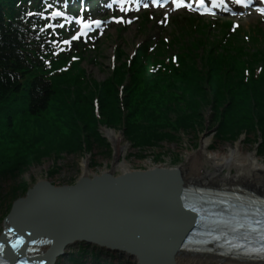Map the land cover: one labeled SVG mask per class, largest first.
Here are the masks:
<instances>
[{
  "label": "trees",
  "instance_id": "obj_1",
  "mask_svg": "<svg viewBox=\"0 0 264 264\" xmlns=\"http://www.w3.org/2000/svg\"><path fill=\"white\" fill-rule=\"evenodd\" d=\"M27 1L0 0V179L15 178L44 158L55 163L63 154L91 152L94 145L109 151L98 131L102 125L120 129L138 156H146V149L181 142L190 131L198 135L206 129L205 108L218 140L257 137V132L264 138L260 29L245 40L241 31L227 36L226 24L218 31L223 39L217 41L208 38L214 33L208 24L182 16V25L179 16L168 43L160 41V56L167 50L175 54L169 70L149 72L151 55L139 47L129 64L120 52L111 74L96 81L85 77L78 62L69 71L56 72L64 57L47 70L44 42L39 33L31 37L19 17ZM172 161L178 162V156ZM27 188L25 183L17 186L13 199ZM78 247L80 255H68L71 263L79 262L88 248Z\"/></svg>",
  "mask_w": 264,
  "mask_h": 264
},
{
  "label": "water",
  "instance_id": "obj_2",
  "mask_svg": "<svg viewBox=\"0 0 264 264\" xmlns=\"http://www.w3.org/2000/svg\"><path fill=\"white\" fill-rule=\"evenodd\" d=\"M190 195L181 166L105 171L63 186L36 182L3 220L0 256L8 239L19 242V256L38 253L33 264H53L66 246L83 242L137 264H180L194 221L183 202Z\"/></svg>",
  "mask_w": 264,
  "mask_h": 264
},
{
  "label": "rangeland",
  "instance_id": "obj_3",
  "mask_svg": "<svg viewBox=\"0 0 264 264\" xmlns=\"http://www.w3.org/2000/svg\"><path fill=\"white\" fill-rule=\"evenodd\" d=\"M161 15V18L165 19V17H163L164 12H161ZM158 19V16H152L153 21H156ZM138 24L139 20L135 21L131 26L123 30H119L118 32L115 28H113V26H110L108 28L104 36L99 39L101 43L99 45V52L98 54L96 53V62L85 60L82 61V63H80L79 65H82L86 69V75L89 80L93 79L96 81H102L107 76H109V67L111 64L112 55L114 53V48L117 45H119V48L122 49L127 55H130L135 50L137 44L145 39L147 33L141 32ZM255 24L264 28V17H259L254 14H248L245 17H242L240 21V26L245 27V29L247 28V26H252ZM155 33H157V30ZM203 111V114L205 115L206 129H204L203 131H199L200 133L198 135H194L192 133L193 131H190L189 135L182 137L183 141L181 142H173L170 144L161 143L160 145H158V147L151 149V151H149V149H146L144 151L145 154L147 153L146 156H138L140 155V153L138 154L137 150L131 148L127 140L124 139L120 129H118L117 127H106L103 125L99 126L98 131L102 135V137H104L109 143V151L103 146L94 145L92 146L91 152L63 154L62 157L55 163L51 158H44L40 162H33V164L27 167L15 178L0 179V231L2 227L1 223L3 217L5 216V207H8L12 203V201H14L11 192H15L17 186H21L23 183H25L29 188L36 182L40 181H49L53 185L72 183L76 181L79 176H81V166L83 161H87L89 176L113 169L112 166L115 164L114 161L116 162L117 160L114 159L116 155L114 146L112 145L108 136H106L105 134L107 130H112L116 134L121 135L123 139L121 143L126 146V150L122 154L123 157L121 155L120 159L124 160L128 164V169H137L138 166L141 165V163L143 166L148 167H153L158 163L171 165L170 161L178 156L179 161L177 163L172 162L174 166L185 164L188 158L190 160V164L186 165L188 167V172H186L187 175L188 173L193 172L197 174L200 167L202 166L211 170L212 167L210 166L208 161H206L204 158L196 156L201 142L205 139L209 140L207 150L210 152H228L231 148H235L236 145H240L244 153H254L259 159L260 163L264 165V138H261V134L259 132H257V137L253 135L249 137L241 135L237 140H218V138H216V136L214 135L215 125L211 126V122L209 121V117L211 114L209 108H205ZM158 154L163 156L161 160L155 158V156H157ZM55 167H58V170L56 172H51L48 174L49 170L55 169ZM189 168L192 171H190ZM114 170L115 173L121 172V170L119 171V169ZM229 173L231 175H237L236 168H224L221 172V174L223 175ZM213 186L221 188V185ZM16 194H18V197L24 195H20L18 191L16 192ZM76 250L77 245H70L67 249V251L72 254H74ZM103 258H106V260L110 264H135L133 262L134 260L132 259H119L109 254H105ZM57 264H69L67 257L60 258ZM86 264H89V259Z\"/></svg>",
  "mask_w": 264,
  "mask_h": 264
},
{
  "label": "bare ground",
  "instance_id": "obj_4",
  "mask_svg": "<svg viewBox=\"0 0 264 264\" xmlns=\"http://www.w3.org/2000/svg\"><path fill=\"white\" fill-rule=\"evenodd\" d=\"M215 37L217 41H221L223 36L220 32H215L208 35V38ZM106 136L110 139L112 145L115 149V157L117 161H114L113 169H110V172H113L115 175V170L125 172L128 170V164L121 160V155L125 152L126 146L121 143L123 140L120 134H116L112 130H107L105 132ZM208 139H205L201 142L200 148L197 151L196 156L204 158L209 162L212 169H207L205 167H200L197 174L188 173L186 180L193 185L206 187V188H218L213 185H221V188L233 187L237 189H251L259 195L264 194V165L260 163L259 159L254 153H244L240 145H236L235 148H231L228 152H210L208 148ZM123 157V155H122ZM192 163V162H191ZM187 164H190L189 158L187 162L181 167L188 172ZM236 168L237 175L226 174L223 175L221 172L224 168ZM82 174L89 176V170L87 167V161L82 163ZM190 171H192L189 168ZM108 171V170H106ZM99 174V173H97ZM95 174V175H97ZM214 255V256H213ZM86 259L89 264H106L102 255L97 252V250L88 251ZM180 264H264V261L251 260L242 257H222L216 254L202 253L198 255L197 253H187L184 252L179 258Z\"/></svg>",
  "mask_w": 264,
  "mask_h": 264
},
{
  "label": "snow or ice",
  "instance_id": "obj_5",
  "mask_svg": "<svg viewBox=\"0 0 264 264\" xmlns=\"http://www.w3.org/2000/svg\"><path fill=\"white\" fill-rule=\"evenodd\" d=\"M244 2H245V0H235V3L238 5L243 4ZM172 4H174L177 9H179V8H191L192 7L190 4H185L183 2V0H172ZM203 5H204V0H200V6L203 7ZM144 6L148 7L147 4H145ZM214 6H218V5L214 4ZM160 7H163V5L161 4ZM205 11H207V9H205ZM29 15H31V13H29ZM55 15L59 16V15H61V13L57 12V13H55ZM96 23L99 24V21H96ZM128 23H131V21H128ZM88 26L89 25H87V24L84 25L85 28H87ZM76 39H78L77 36L72 37V40H76ZM64 43L68 44V43H70V41L65 40Z\"/></svg>",
  "mask_w": 264,
  "mask_h": 264
}]
</instances>
